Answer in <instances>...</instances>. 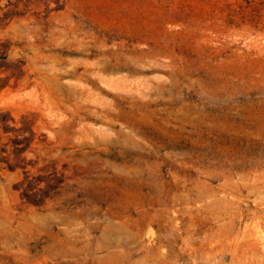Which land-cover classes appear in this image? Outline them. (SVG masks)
Listing matches in <instances>:
<instances>
[{
	"label": "rangeland",
	"instance_id": "obj_1",
	"mask_svg": "<svg viewBox=\"0 0 264 264\" xmlns=\"http://www.w3.org/2000/svg\"><path fill=\"white\" fill-rule=\"evenodd\" d=\"M0 264H264V0H0Z\"/></svg>",
	"mask_w": 264,
	"mask_h": 264
}]
</instances>
